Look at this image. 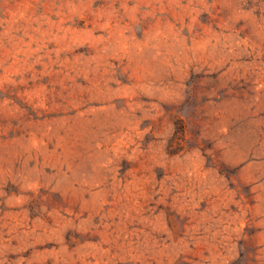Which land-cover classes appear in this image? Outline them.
Listing matches in <instances>:
<instances>
[{
    "label": "rangeland",
    "instance_id": "374dc122",
    "mask_svg": "<svg viewBox=\"0 0 264 264\" xmlns=\"http://www.w3.org/2000/svg\"><path fill=\"white\" fill-rule=\"evenodd\" d=\"M0 264H264V0H0Z\"/></svg>",
    "mask_w": 264,
    "mask_h": 264
}]
</instances>
